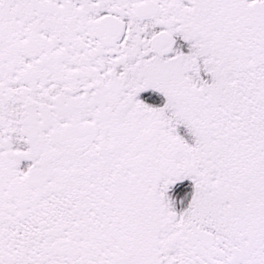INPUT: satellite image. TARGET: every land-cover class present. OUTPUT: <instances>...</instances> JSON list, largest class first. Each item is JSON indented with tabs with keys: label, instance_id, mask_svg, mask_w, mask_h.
I'll return each instance as SVG.
<instances>
[{
	"label": "snow or ice",
	"instance_id": "6c2138e0",
	"mask_svg": "<svg viewBox=\"0 0 264 264\" xmlns=\"http://www.w3.org/2000/svg\"><path fill=\"white\" fill-rule=\"evenodd\" d=\"M0 264H264V0H0Z\"/></svg>",
	"mask_w": 264,
	"mask_h": 264
}]
</instances>
